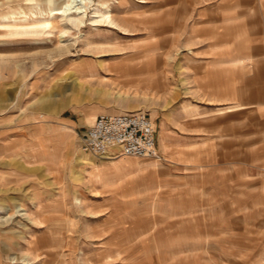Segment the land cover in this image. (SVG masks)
<instances>
[{
  "label": "rangeland",
  "instance_id": "rangeland-1",
  "mask_svg": "<svg viewBox=\"0 0 264 264\" xmlns=\"http://www.w3.org/2000/svg\"><path fill=\"white\" fill-rule=\"evenodd\" d=\"M246 2L251 9L235 25L247 22L249 33L235 31L236 40L264 35V1ZM205 7L206 0H0V264L264 262V223L253 222L263 208H238L250 221L239 218L232 238L213 209L199 208L205 173L246 163L247 145L259 171L254 183H264V79L254 81L252 106L245 95H210L203 78L219 66L208 61L224 48L216 46L222 17ZM58 8L85 11L81 28L59 38L66 26L49 15ZM94 13L109 14L113 25H92ZM40 22L45 29L33 27ZM84 61L94 71L82 76ZM151 62V71L130 68ZM113 112L149 116L161 160L83 154L85 128L76 127ZM214 135L217 159L204 144Z\"/></svg>",
  "mask_w": 264,
  "mask_h": 264
},
{
  "label": "crops",
  "instance_id": "crops-1",
  "mask_svg": "<svg viewBox=\"0 0 264 264\" xmlns=\"http://www.w3.org/2000/svg\"><path fill=\"white\" fill-rule=\"evenodd\" d=\"M247 0H206L207 7L204 8V13L214 12L220 14L222 17V25L221 29H218L222 32L221 44L216 45L220 48H224L219 55L215 56L212 60L208 61L210 64L218 65V69H214V71L210 70L209 73L204 75V78L208 79L209 83V92L210 95L214 97H229L228 99L233 100V97L236 95H245V103H248L247 106H252L254 103V95H255V80L264 79V35L262 36H253L247 34L244 36V40H236L234 39L235 31H245L249 33V26L245 22L244 24L235 25V21L239 19H243L248 15L246 12L248 9ZM256 2L255 5H261V2L264 0H254ZM141 4H145V1H140ZM256 26L252 29L255 31ZM161 31L167 32V28L160 29ZM219 41V40H218ZM154 46L153 40L151 41V46ZM156 63V62H155ZM89 64V65H88ZM84 67L81 69L83 72L81 75L83 76L87 70H93L92 62L84 61ZM224 65H230L232 68L229 70L222 69ZM131 70L135 73L140 72L141 70H153V63L150 65L147 63L141 65H132ZM240 69V71H238ZM80 71V70H79ZM94 71V70H93ZM239 81V82H238ZM155 82V83H154ZM238 82V83H237ZM220 83V84H219ZM148 84L154 85L152 89L157 87V81L154 79V75L149 77ZM236 100V99H235ZM234 101V100H233ZM233 105V104H231ZM112 114H115L114 112ZM94 114H92L93 116ZM92 124V123H91ZM88 125H79L76 128L83 129L87 128ZM215 133L217 125L213 126ZM57 136L66 137L65 133L56 132ZM204 144H209L208 146V155L210 153L214 154V158L221 157L222 146L220 144V138L217 135H214L213 138L204 136ZM164 144H173L170 137L168 135L164 136ZM170 139V140H169ZM213 140V141H212ZM156 146L159 154V158L161 160V152L158 149L157 145V137H156ZM253 144L247 145L246 149L249 150L246 153V156L243 155L246 163L242 164H232L230 163L225 168H214L211 169V173H205L204 175V187L203 190V200L202 197L199 199V208H203L205 213L206 209H213V214L215 216V221L220 223H228L229 224V234L230 237L234 235L235 228L232 227L234 223H248L250 219L248 218L247 213H243L242 215H238V208L247 210L250 207L260 206L264 209V183L258 184L257 186L254 183V175L258 176L259 171L256 170V173L252 167H250L249 161H253L252 152H253ZM251 152V155H248ZM110 157L112 155H109ZM235 154V159H236ZM237 160V159H236ZM240 165V166H239ZM215 176L216 178L213 180V185L211 186L210 176ZM261 175H264L261 173ZM221 177V179L218 178ZM105 179L101 178L103 182ZM109 181L108 179H106ZM105 180V181H106ZM208 181V182H207ZM210 183V184H209ZM208 186V188H207ZM261 191L263 194L261 198L255 199V192ZM212 194H209L211 193ZM213 199L214 203L211 202ZM239 199V201H238ZM258 200V203L255 201ZM208 213H212V211H208ZM255 221H261L259 223H264V211L260 214ZM220 219L217 221L216 219ZM264 240V235H263ZM45 252H43V255ZM223 254H229L224 252ZM229 255L234 256V251L230 252ZM237 253L235 254V256ZM264 264V262L262 263Z\"/></svg>",
  "mask_w": 264,
  "mask_h": 264
},
{
  "label": "built area",
  "instance_id": "built-area-1",
  "mask_svg": "<svg viewBox=\"0 0 264 264\" xmlns=\"http://www.w3.org/2000/svg\"><path fill=\"white\" fill-rule=\"evenodd\" d=\"M78 147L95 158L109 155L160 160L154 122L142 112L100 114L78 134Z\"/></svg>",
  "mask_w": 264,
  "mask_h": 264
},
{
  "label": "bare ground",
  "instance_id": "bare-ground-1",
  "mask_svg": "<svg viewBox=\"0 0 264 264\" xmlns=\"http://www.w3.org/2000/svg\"><path fill=\"white\" fill-rule=\"evenodd\" d=\"M59 0H48V4H52V5H56L57 4V2H58ZM67 6V5H66ZM55 12V14H52V13H54ZM96 16H94V18L95 19H99L98 21L96 20V21H92V25H94V26H96L97 24L98 25H100V24H108V25H113V22H112V20H111V17H110V15L109 14H103V15H100L99 17H98V15H99V13H94ZM49 15L51 16V17H53V15H57V16H61V18H62V21H63V23H64V25L66 26L65 28V31L64 32H62L61 33V35L59 36V38H63V36H65V35H67L68 34V32L69 31H71L72 29H74V30H77V29H80L81 28V26H82V24H83V18H84V15H85V11L84 12H82V11H80V8H76L75 9V11H73V12H71V13H69V14H63L62 12H60V9L58 8V9H54V10H51L50 11V13H49ZM48 15V16H49ZM7 17V16H6ZM8 17H10V16H8ZM11 20V19H10ZM4 22V21H3ZM96 23V24H95ZM34 28H36V29H39V30H43V29H45L46 28V26H45V22H43V23H39V24H37V25H35V26H33ZM111 27V26H110ZM22 28H25V27H22ZM15 30V29H14ZM25 33V32H24ZM29 33H31V32H29ZM26 34V33H25ZM16 35V34H15ZM61 47H63V46H61ZM60 48V47H59ZM67 48H69V47H67ZM61 50V49H60ZM68 50V49H67ZM89 65V64H88ZM94 67V66H93ZM82 69V68H81ZM80 69V72L82 73L83 71ZM93 71V70H92ZM151 119V118H150ZM152 120V119H151ZM7 213L8 212H10V210L9 209H7V208H3ZM19 210V209H18ZM20 211H23L22 209H20ZM19 211V212H20ZM14 259H12L11 261H13ZM25 262V261H24Z\"/></svg>",
  "mask_w": 264,
  "mask_h": 264
}]
</instances>
